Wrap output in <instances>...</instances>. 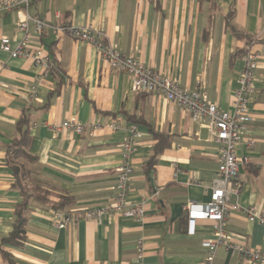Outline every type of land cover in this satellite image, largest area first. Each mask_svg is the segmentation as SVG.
<instances>
[{"label":"crops","instance_id":"crops-1","mask_svg":"<svg viewBox=\"0 0 264 264\" xmlns=\"http://www.w3.org/2000/svg\"><path fill=\"white\" fill-rule=\"evenodd\" d=\"M27 12L52 24H92L124 54L224 110L231 109L243 68L236 53L257 37L251 47L259 56L247 103L252 119L236 145L241 189L230 202L264 212V0H30ZM18 15L17 10L0 13V36H8L11 44L21 37ZM31 46L50 56L52 65L43 74L29 58H10L0 49V264H201V242L212 238V222L196 220L194 233L188 234L185 205L209 201L218 165L217 145L204 121H193L162 96L135 93L130 76L110 68L87 42L47 31ZM24 112L33 163L7 158ZM69 118L99 126H87L82 134L51 130ZM112 121L118 129L106 126ZM131 125L141 136L131 155L126 200L143 201L144 216L139 221L114 213L86 217L83 210L112 197ZM157 145L156 161L147 171L145 163ZM23 169L28 176L17 185L14 172ZM34 181L47 191L46 199L28 190ZM23 188L31 194L25 240L10 246L2 239L11 230ZM63 195L71 202L58 211L74 215L75 223L57 229L53 208ZM226 230L232 240L264 250V225L241 211H230ZM212 264L257 263L219 246Z\"/></svg>","mask_w":264,"mask_h":264},{"label":"built area","instance_id":"built-area-1","mask_svg":"<svg viewBox=\"0 0 264 264\" xmlns=\"http://www.w3.org/2000/svg\"><path fill=\"white\" fill-rule=\"evenodd\" d=\"M29 3L30 0H0V13L19 11L17 30L21 33L20 39L14 44H11L8 36L1 35L0 49L10 58H29L32 66L41 70L43 74L50 69L51 59L48 52L41 46H31L33 38H40L45 32L50 31L55 36L65 35L87 42L95 48L98 58L105 61L110 68L130 76L131 88L135 93L162 96L188 112L193 121L203 120L211 139L217 145L218 165L210 185L209 201H192L185 205L187 233H194L196 220L212 222V238L201 242L205 249L201 264H212L219 246H224L232 254L248 261L264 264V250L232 240L226 230V220L230 211H241L247 220H257L264 225V212L251 205L242 206L237 200L230 202L231 196L237 198L241 189L238 174L240 158L236 154V145L242 139L246 122L252 119L247 103L253 90L258 51L249 47L242 56L243 68L238 76V87L233 95L231 109L224 110L216 103L207 101L199 91L185 89L172 77L124 54L107 41L102 30L92 24H52L45 17L30 15L27 12ZM87 126L93 129L99 124L86 125L74 118H69L52 125L51 130L54 133L69 130L82 134ZM106 126L112 130L119 128V125L113 121ZM140 136L141 133L134 125L128 127V134L122 143L121 160L116 168L112 197L108 203L83 210L86 217L100 219L102 216L114 213L137 221L143 218L145 213L143 201L128 202L126 200L132 175L131 155ZM253 143L252 140L246 141L248 147H252ZM159 189L160 187H156L152 195H156ZM52 217L57 229L64 228L68 223H75V216L71 213L54 211ZM136 251L140 258L143 253L141 239L136 242Z\"/></svg>","mask_w":264,"mask_h":264},{"label":"trees","instance_id":"trees-1","mask_svg":"<svg viewBox=\"0 0 264 264\" xmlns=\"http://www.w3.org/2000/svg\"><path fill=\"white\" fill-rule=\"evenodd\" d=\"M232 13V12H231ZM231 13L229 16H231ZM229 27L232 30V32L236 35H240L239 31L229 22ZM257 38V37H256ZM255 38V39H256ZM254 38H250L246 42V46L241 50L238 51L236 54L242 56L246 52L247 48L251 47L254 43ZM29 116L27 113H23L21 117L18 119L16 124V131L17 136L14 138V140L11 143V146L8 150L7 158L8 161H11L12 159H22L25 163H33L35 162L36 157L32 155L29 152V145H30V127H29ZM159 152L158 145L155 146L153 155L147 160L145 163V169L148 171L152 165L156 161V154ZM15 178H16V184L19 185L21 183V178L28 176V172L23 170H15ZM36 188H40L39 184H36ZM46 193L47 191L43 192V196L36 195L37 199H46ZM31 198V194L28 192L27 189H22V201L18 204H16L15 207V218L12 223L11 230L9 233L2 239V243L8 244L10 246H19L23 244L25 240V224H26V215L25 211L27 208V204L29 199ZM71 198L63 195L61 198V201L57 205V207L53 208L54 211L61 210L59 209L62 206H66V204H70ZM8 258L7 254H5Z\"/></svg>","mask_w":264,"mask_h":264},{"label":"rangeland","instance_id":"rangeland-1","mask_svg":"<svg viewBox=\"0 0 264 264\" xmlns=\"http://www.w3.org/2000/svg\"><path fill=\"white\" fill-rule=\"evenodd\" d=\"M36 186V181L32 182L31 185L29 184L28 190H30V192H32L34 195H38V196H43V192L41 188H37L35 189Z\"/></svg>","mask_w":264,"mask_h":264}]
</instances>
